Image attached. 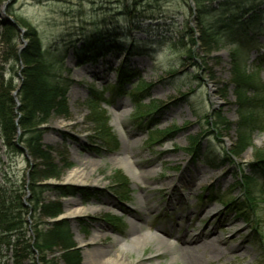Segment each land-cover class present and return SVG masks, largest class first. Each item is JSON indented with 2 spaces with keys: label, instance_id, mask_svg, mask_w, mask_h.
Returning <instances> with one entry per match:
<instances>
[{
  "label": "rangeland",
  "instance_id": "1",
  "mask_svg": "<svg viewBox=\"0 0 264 264\" xmlns=\"http://www.w3.org/2000/svg\"><path fill=\"white\" fill-rule=\"evenodd\" d=\"M203 21L220 37L212 48ZM100 28L111 47L88 53ZM39 46L54 59L45 94L65 82L67 112L23 129L25 53ZM6 93L17 128L9 146L0 127V214L11 220L0 264H91L147 232L155 241L122 251L126 264H264V0H0ZM126 155L139 177L120 165ZM76 168L83 183L66 180ZM76 204L87 212L69 215ZM201 231L202 249L189 240Z\"/></svg>",
  "mask_w": 264,
  "mask_h": 264
},
{
  "label": "trees",
  "instance_id": "2",
  "mask_svg": "<svg viewBox=\"0 0 264 264\" xmlns=\"http://www.w3.org/2000/svg\"><path fill=\"white\" fill-rule=\"evenodd\" d=\"M198 1L200 2V0ZM202 5H204V3L199 4V7H201ZM219 16L222 15L220 14ZM254 19L248 21L247 26L253 24ZM223 24L225 23L223 22ZM218 25L219 22L217 21L216 26ZM245 26L243 25L242 27L245 28ZM218 28H224L225 31H231V29L233 30V27L230 28V26L227 25V23L226 25L219 26ZM201 35H202V37L200 38L201 41L206 45H208L209 47H211L213 44H219L220 42V37L216 34L215 29L212 26H207L205 21H203L201 26ZM32 37L36 38L33 35ZM107 37H109V35L104 28L97 29L86 38L85 46L83 47V49L88 51V53L96 52L99 50H105L106 46L111 47L110 46L111 43L105 41ZM35 45L36 44H34V46ZM25 54H26V58H28V62H27L28 68L26 69V72H24L26 73L25 74L26 80L24 81L20 90L21 92L20 102L22 106L21 111L23 112L24 117L20 119L18 125L23 129H27V128L30 129L33 127L36 120H38L37 123L46 121L50 113L53 111H55L58 114H64L67 112L65 99L58 100L57 97L60 95V93L62 95L59 98H61L64 95L65 92L64 90L65 88H67L68 85L65 84V82H63L61 83L62 85H60L61 87L59 85L57 87H51L50 88L51 91L48 97V95H46L45 93H46V89H48L49 87L48 80L50 73V64L52 62L51 59H53L51 52L48 50L47 52L42 53L39 46L38 52L33 53L30 51H26ZM51 93L53 94L50 95ZM14 106L15 103L11 95H8V93L2 95L0 94V127L1 129H3L2 136L9 146H14V143L12 144L11 141L15 138L16 135L15 133L17 128V124L15 123V114H13ZM27 142L30 144L31 147L35 148L38 146V137H31L27 140ZM42 155H46V153H42ZM43 158L46 160H50L49 154L48 157L43 156ZM257 159H261L259 161L262 162V164H264V153L259 154ZM54 174H56L55 170L50 169V172H48L46 175H42V176L38 175L37 179L40 177L47 178L48 176L50 175L53 176ZM31 190H33V194H34L33 197L34 206L38 209H40L41 207L43 208V202L40 199V191L37 192V189L34 187V182L32 183ZM17 203L18 205L23 206L22 200L20 198L19 199L17 198ZM46 211L49 212V209L47 208ZM10 221L11 220L7 215L0 214V227H4L5 231L8 230V228L10 227ZM53 242L54 241H52L51 236L46 237L41 242V244L43 245L41 247L40 246L38 247L39 249L46 248V246L53 244ZM74 260H75V256L73 257L72 262H74Z\"/></svg>",
  "mask_w": 264,
  "mask_h": 264
},
{
  "label": "bare ground",
  "instance_id": "3",
  "mask_svg": "<svg viewBox=\"0 0 264 264\" xmlns=\"http://www.w3.org/2000/svg\"><path fill=\"white\" fill-rule=\"evenodd\" d=\"M120 165L124 166L125 169L127 170L128 173L131 174V176H135V177H139V172L136 170V168L134 167V160L132 158L129 157V155L123 156L120 158ZM195 172V173H194ZM190 174V178L192 177H201L202 173L198 170L194 171ZM189 173V172H188ZM88 176L86 175V173L84 172V170L82 169H73L71 171H69L66 175V180L68 181H73L76 183H83L84 178H87ZM205 178V177H204ZM202 179V178H201ZM192 182V181H191ZM114 205L116 204L115 202ZM77 205V204H76ZM116 206H118L116 204ZM87 212V209L85 207H83L81 204L77 205L75 207V209H73L71 212H69V215L71 216H76V215H80V213H85ZM133 229L132 231L137 230V224L133 223ZM203 236V238H201ZM206 239V240H205ZM211 239L209 234H204L202 235V232L194 237L189 239L191 242H198L199 240H202L201 245H199V247L202 249V247L204 246V241L209 242V240ZM155 241V237L152 233H144L140 236L137 237H133V239L131 240L130 243H128V245H121V252L118 253V255L112 257V258H105L104 255L101 256L100 254L98 255V257H95L94 261L91 262V264H126L125 263V258H124V254L122 251H125L126 248H130V249H140V248H145L148 244H150L151 242ZM219 242L220 245L224 246L223 244L225 242H223L222 240L218 239L217 240ZM203 244V245H202ZM167 246H169L171 248V251L174 249H176L172 244L168 243ZM188 248H190L189 246H187ZM207 247V245H206ZM208 248V247H207ZM181 251H183L185 254L188 253V249L186 247H182L180 248ZM172 251V252H173ZM206 251V250H205ZM103 252H108L107 249H104ZM208 253H211L213 255L218 254L217 250L211 249V250H207ZM207 254V253H205ZM130 264H134V263H130Z\"/></svg>",
  "mask_w": 264,
  "mask_h": 264
}]
</instances>
